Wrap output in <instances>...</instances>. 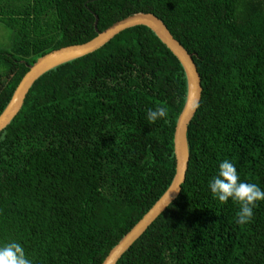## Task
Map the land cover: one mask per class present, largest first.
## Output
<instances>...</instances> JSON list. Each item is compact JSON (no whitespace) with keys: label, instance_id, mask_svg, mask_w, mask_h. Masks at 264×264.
I'll return each instance as SVG.
<instances>
[{"label":"trees","instance_id":"1","mask_svg":"<svg viewBox=\"0 0 264 264\" xmlns=\"http://www.w3.org/2000/svg\"><path fill=\"white\" fill-rule=\"evenodd\" d=\"M151 14L192 56L198 108L178 197L116 264H264V201L250 222L208 189L219 163L264 190V0H0V114L28 67ZM96 24V25H95ZM178 60L145 26L43 74L0 131V243L32 264H101L168 189L186 99ZM167 116L149 123L148 109Z\"/></svg>","mask_w":264,"mask_h":264},{"label":"water","instance_id":"2","mask_svg":"<svg viewBox=\"0 0 264 264\" xmlns=\"http://www.w3.org/2000/svg\"><path fill=\"white\" fill-rule=\"evenodd\" d=\"M136 26L147 27L178 60L185 74L187 85L186 99L174 129L173 154L175 158V173L171 184L146 214L109 251L101 264H116L180 193L188 164L187 127L198 108L201 96L200 78L192 56L183 49L171 36L163 23L155 16L151 14H135L112 24L101 32L96 30V37L84 44L67 46L38 58L34 64L28 67L27 73L19 82L9 103L0 114V131H2L17 115L29 89L43 74L61 64L93 53L119 33Z\"/></svg>","mask_w":264,"mask_h":264},{"label":"clouds","instance_id":"3","mask_svg":"<svg viewBox=\"0 0 264 264\" xmlns=\"http://www.w3.org/2000/svg\"><path fill=\"white\" fill-rule=\"evenodd\" d=\"M167 116V109L157 106L148 109L146 119L153 123ZM207 189L210 195L221 204L232 201L238 206L235 214V223L245 224L252 220L253 209L258 202L264 201V190L256 183L242 180L238 174L235 164L229 160H222L215 175L207 181ZM0 264H32L26 256L23 246L16 242L0 243Z\"/></svg>","mask_w":264,"mask_h":264},{"label":"rangeland","instance_id":"4","mask_svg":"<svg viewBox=\"0 0 264 264\" xmlns=\"http://www.w3.org/2000/svg\"><path fill=\"white\" fill-rule=\"evenodd\" d=\"M11 38L12 34L0 25V51L10 49Z\"/></svg>","mask_w":264,"mask_h":264}]
</instances>
